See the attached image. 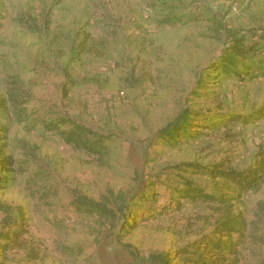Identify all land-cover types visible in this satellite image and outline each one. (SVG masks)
Returning a JSON list of instances; mask_svg holds the SVG:
<instances>
[{"label": "rangeland", "instance_id": "374dc122", "mask_svg": "<svg viewBox=\"0 0 264 264\" xmlns=\"http://www.w3.org/2000/svg\"><path fill=\"white\" fill-rule=\"evenodd\" d=\"M172 14L181 19L169 23ZM232 30L263 58L264 0H0V95L16 79L33 96L26 121L11 110L0 113V125L8 127L1 132L6 154L26 162L25 171L0 186V201L24 208L25 238L40 254L30 260L15 248L0 253V264H148V256L161 252L181 264L176 251L219 217L209 203L152 211L120 235L118 221L77 213L72 193L99 200L112 190L130 197L157 175L174 176L179 164L229 160L241 171L253 165L264 145V117H244L263 106L264 78L209 71ZM84 38L97 49L83 52ZM203 78L204 95L197 97ZM187 106L243 119H225L217 128L199 123L194 139L171 146L158 132ZM41 117L71 118L109 135L105 163L34 123ZM191 178L215 192L211 178ZM156 186L160 201L171 200L165 184ZM235 206L249 233L264 236V183ZM239 248L241 264H264V243L248 237Z\"/></svg>", "mask_w": 264, "mask_h": 264}, {"label": "trees", "instance_id": "16d2710c", "mask_svg": "<svg viewBox=\"0 0 264 264\" xmlns=\"http://www.w3.org/2000/svg\"><path fill=\"white\" fill-rule=\"evenodd\" d=\"M171 17L168 19L169 23H176L181 19V16L177 14H172ZM28 27L32 31H37L35 25ZM229 35L231 40L222 58L218 65L209 71H219L229 77L242 80L255 76L264 78V57L259 56L257 47L249 45L246 42V36L241 35L239 30H232ZM87 38L82 40L80 48L83 52H92L97 47L94 46L95 44L89 45ZM91 42L95 41L91 40ZM204 83L203 78L194 92L195 96L202 97L204 95L201 92ZM32 97L31 92L26 90L19 81L8 80L5 94L0 95V113L11 110L18 122L26 121L30 116L28 105ZM224 115L226 114H222V112L187 106L165 128L159 130L158 134L165 143L176 146L180 138H183L184 141L194 139V128L199 123L204 127L211 128H217L219 124H227L225 120L227 117ZM263 117L264 102L256 112L245 116L244 121ZM216 118L223 120L215 124L212 119ZM235 119L242 120L243 118L234 115L227 120L232 122ZM196 120L198 123H195ZM34 123L41 124L46 131L55 132L63 138L67 145L84 151L99 164H104L105 158L110 154L107 143L109 135L98 132L74 119L41 117ZM7 130V126L0 125V186L7 185L14 179L16 173L26 170L25 161H18L5 152L6 144L3 142L4 136L1 132ZM174 170L177 173L173 174L174 176H168L165 180L161 175H157L156 179L151 178L143 189L130 197L124 193L115 194L114 191L109 190L108 195H103L99 200H96L86 194L73 192L72 206L77 213L95 217L112 225L118 221L119 228H121L120 235H123L126 231L135 228L140 219L146 215H152V211L165 214L172 209L179 210L183 208L185 201L209 203L219 213V217L210 224L212 229L209 232L202 234L197 240L187 243L176 251L174 257L178 258L181 264H241L239 246L248 237L264 243V236L249 233V224L240 209L236 210L235 206L236 201H241L242 196L249 191H259L264 183V145L257 151L253 165L243 171L231 166L229 160H222L212 165L183 163L176 166ZM197 174L211 178L215 183V192L209 191L191 178ZM157 182L165 184L164 190L169 194L171 200L165 202L158 199ZM0 212L2 213L0 220L2 224L0 253L2 256L4 257L7 251L17 248L25 250L30 260L37 259L40 256L39 250L31 243V237L25 238V235L30 232L24 208L0 201ZM255 228H257L256 225ZM126 247L128 248V246ZM146 260L148 264H174L171 255L163 252L151 254Z\"/></svg>", "mask_w": 264, "mask_h": 264}]
</instances>
